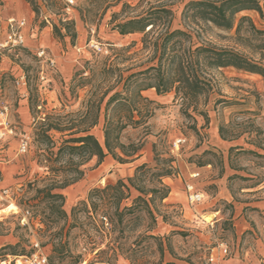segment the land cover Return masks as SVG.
Returning a JSON list of instances; mask_svg holds the SVG:
<instances>
[{"label":"rangeland","instance_id":"374dc122","mask_svg":"<svg viewBox=\"0 0 264 264\" xmlns=\"http://www.w3.org/2000/svg\"><path fill=\"white\" fill-rule=\"evenodd\" d=\"M188 2L78 0L75 11L68 15L58 0H34V4L27 0H0V39L5 35L8 17H27L26 29L34 33L49 26L53 42L59 46H42L40 36L35 35L32 43L27 39L25 47L6 52L0 59V64L6 61L0 68V106L8 104L15 126V134L0 142V264H25V258L31 256L32 249L33 253L44 252L47 256L51 252L50 237L43 231L42 217L36 214L34 207L19 205L21 201H35L36 185L29 187L28 183L42 187L45 183L42 179L48 174L47 167L41 162L43 148L35 141L37 120L50 112L85 111L86 101L95 85H102V89L109 85L107 68L111 65L123 69L126 76L152 64L153 50L144 47V33L121 34L118 40L113 36L117 31L114 25L143 14L150 6L162 5L173 11L172 29H192L183 19V10ZM243 15L249 16L257 29L264 30V15L254 9L244 10L237 15V22ZM67 22H74L70 31L64 27ZM55 25L61 28L63 36L57 35ZM74 29L77 33L75 43L72 37ZM236 29V25L230 31L208 27L204 33H194L193 41L196 44L212 41L218 45L235 46L258 58L264 52V35L256 33L248 21H244L239 32ZM95 41L102 44V51L92 46ZM40 47H47L55 57L58 69L41 61L37 55ZM69 56L73 57V62L67 67L63 59ZM42 69L45 79L41 77ZM77 71L81 75L73 79ZM23 75L26 84H19L18 80ZM92 75L91 83L83 87L79 85L81 77L86 79ZM214 76L215 91L208 102L200 106L209 115L208 123L192 108L186 112L182 101L174 100V91L159 96L153 94V97L143 92L153 101L151 108H154V114L146 124L128 127L123 140L145 141L141 153L147 158L144 162L150 165L155 164L154 145L156 152L174 158V173L164 179L171 187L170 198L165 203L173 206L164 209H175V213L167 222L160 217L156 231L169 234L176 229L186 231L187 235L171 236L176 256L167 253L165 261L179 264H191L189 261L194 264H264V77L234 67L215 70ZM50 90L56 91V100L52 103L49 102ZM220 98L224 101L217 102ZM24 101L31 109L27 120H23L19 112ZM221 124L227 125L230 134L240 136L236 139L222 138L219 133ZM103 127L104 112L100 124L93 129L101 142H104ZM53 133L57 141L60 134ZM24 135L30 136V146L26 152H21L19 143ZM232 146L234 148L230 149ZM107 156L100 163L96 157L87 161L83 166L84 176L65 189V208L69 213L72 206L86 198L92 188L134 174L137 165H121L111 155ZM131 166L133 170L129 174ZM195 172L200 174L192 177ZM186 182L194 183L205 193L203 202L195 205L188 202ZM10 204L17 205L16 212L2 210ZM18 242L20 244L15 248L10 247ZM36 242L40 247L35 246ZM221 243L228 245L226 255L220 251ZM23 249L26 254H12L14 250ZM211 253L219 255L218 261L210 260ZM93 256L87 255L82 264H107L91 263Z\"/></svg>","mask_w":264,"mask_h":264},{"label":"trees","instance_id":"16d2710c","mask_svg":"<svg viewBox=\"0 0 264 264\" xmlns=\"http://www.w3.org/2000/svg\"><path fill=\"white\" fill-rule=\"evenodd\" d=\"M27 1L34 4V0ZM251 9L264 15L261 0H189L183 19L192 29H172L173 11L162 5L150 6L143 14L118 22L113 28L122 35L144 33V47L153 50L152 64L126 76L123 69L111 65L107 68L109 85L105 89L100 84L95 85L85 111L50 112L37 120L35 141L43 148L41 162L48 174L42 179L45 182L42 187L28 183L29 187L36 185L35 201H21L19 205L34 207L36 214L42 217L43 231L52 245L49 264H82L89 254H94L91 263L179 264L165 261V256L167 253L176 256L171 236L187 235V232L174 229L169 234H159L156 231L160 217L167 222L175 213V209H164L173 206L165 203L171 187L164 181L174 173L172 156L156 152L154 145V165L142 162L133 175L92 188L86 198L72 206L70 213L65 208V189L84 176L83 166L94 157L100 163L111 155L119 163H126L142 155L145 141L125 142L123 133L130 126L146 124L154 114L153 101L144 95L145 90L155 88L159 95L174 91V100L182 101L186 112L192 108L208 123L209 115L200 106L206 104L215 91V70L234 67L264 77V52L257 58L235 46L193 41L194 33H204L208 27L230 31L236 25L239 32L244 21H248L256 33L264 35V30L257 29L247 15L237 22L240 12ZM72 24L74 22H67L65 29L70 31ZM54 28L58 36L64 35L57 25ZM72 37L75 43L76 30ZM54 68L58 69L57 63ZM78 75L81 72L77 71L73 79ZM93 75L86 79L81 77L79 85L91 83ZM223 101L217 99V102ZM103 112L104 142H101L93 129L100 124ZM53 132L60 134L57 141ZM219 133L224 139L240 136L230 134L224 124L220 125ZM31 251L33 249L30 255ZM12 254L26 253L23 249L14 250Z\"/></svg>","mask_w":264,"mask_h":264},{"label":"built area","instance_id":"2783aa9c","mask_svg":"<svg viewBox=\"0 0 264 264\" xmlns=\"http://www.w3.org/2000/svg\"><path fill=\"white\" fill-rule=\"evenodd\" d=\"M63 3L64 11L66 14H71L75 11V7L78 4V0H58ZM48 23H51L50 19L45 17ZM28 26L27 18L10 16L6 20V31L2 39H0V59L6 52L15 51L26 46V32L25 29ZM92 46L99 51L104 48L100 42H94ZM38 57L41 61L47 63L49 67L54 68L56 66L55 57L47 49V47H40L37 51ZM44 69L41 71L42 79H45ZM18 83L26 84L25 76H21ZM15 134V126L12 121V115L8 104L0 106V142L6 141L9 137ZM30 146V136L24 135L19 143V150L26 152ZM200 173L195 172L192 177H197ZM187 200L191 205L203 202L205 199V193L198 189L192 182H186ZM36 247H40L39 242L34 243ZM219 248L222 254L226 255L229 252L228 245L226 243L219 244ZM219 255L217 253H211L210 260L213 262L218 261ZM25 264H49L48 256L44 252H35L30 257L25 258Z\"/></svg>","mask_w":264,"mask_h":264},{"label":"crops","instance_id":"0c3cea01","mask_svg":"<svg viewBox=\"0 0 264 264\" xmlns=\"http://www.w3.org/2000/svg\"><path fill=\"white\" fill-rule=\"evenodd\" d=\"M27 16H28V19H29L30 16L29 15H27ZM25 18H27V17H25ZM46 28H47V30H46ZM46 28H43L42 30L39 29L36 32L34 31V33H32L30 31V29H25L27 39H29L31 41V43H32L33 42V36L39 35L40 36V38H39L40 40L39 41H40V44L42 46H48V47H52L53 46V47L59 48V46L56 45L55 42H53L54 36H53V33H52L51 28L49 26H47ZM77 32H78V27H77ZM120 35L121 34L118 31H115L113 33V36H115V39H118V40L120 38L119 37ZM34 41H36V40H34ZM63 60H64L63 62L66 64V66L69 67V65L73 62V57L69 56V57H67L66 59H63ZM5 64H6V61H3L2 64H0V68L2 66H4ZM49 92H50V94H49V96H50L49 102L52 103L54 100H56L55 99V96H54V93H56V91L55 90H50ZM144 92H145V94H149V96H152V97H153V94L154 95L156 94V95L159 96V94H157L155 88L147 89ZM19 112H20V116L22 117L23 120H27L30 117V115H31V109H30L29 104H27V101H24L21 104V106L19 107ZM106 157H108V156H106ZM146 159L147 158L144 155H141L140 157L136 158L133 161L126 162V163H120V164L121 165H124V164H132V166L135 167L136 165L144 162ZM132 166L129 167V169H128L129 174L133 170Z\"/></svg>","mask_w":264,"mask_h":264},{"label":"bare ground","instance_id":"6f19581e","mask_svg":"<svg viewBox=\"0 0 264 264\" xmlns=\"http://www.w3.org/2000/svg\"><path fill=\"white\" fill-rule=\"evenodd\" d=\"M17 205H15V204H10V205H8V206H6L5 208H3L2 210H15L14 212H16L17 211ZM12 214V213H11ZM14 214H16V213H14ZM21 261V260H20ZM20 261H18L19 263H20ZM17 262V263H18Z\"/></svg>","mask_w":264,"mask_h":264}]
</instances>
